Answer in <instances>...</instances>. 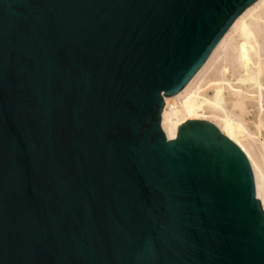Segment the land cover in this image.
Masks as SVG:
<instances>
[{"label": "water", "instance_id": "95a60500", "mask_svg": "<svg viewBox=\"0 0 264 264\" xmlns=\"http://www.w3.org/2000/svg\"><path fill=\"white\" fill-rule=\"evenodd\" d=\"M255 0H0V264H264L250 163L181 90Z\"/></svg>", "mask_w": 264, "mask_h": 264}, {"label": "bare ground", "instance_id": "6f19581e", "mask_svg": "<svg viewBox=\"0 0 264 264\" xmlns=\"http://www.w3.org/2000/svg\"><path fill=\"white\" fill-rule=\"evenodd\" d=\"M212 123L246 155L264 210V0L246 6L185 86L164 96L160 125Z\"/></svg>", "mask_w": 264, "mask_h": 264}]
</instances>
